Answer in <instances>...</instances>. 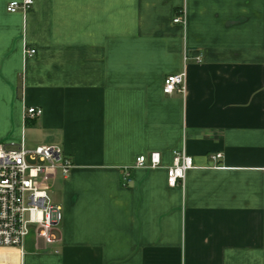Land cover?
<instances>
[{"label":"crops","instance_id":"1","mask_svg":"<svg viewBox=\"0 0 264 264\" xmlns=\"http://www.w3.org/2000/svg\"><path fill=\"white\" fill-rule=\"evenodd\" d=\"M23 1L0 0V143L57 146L74 169L42 180L63 214L60 253L32 236L0 264H264V0L8 12ZM183 72L186 92L165 94ZM28 107L43 116L26 121ZM181 150L195 167L170 187ZM154 152L162 168H132Z\"/></svg>","mask_w":264,"mask_h":264},{"label":"built area","instance_id":"2","mask_svg":"<svg viewBox=\"0 0 264 264\" xmlns=\"http://www.w3.org/2000/svg\"><path fill=\"white\" fill-rule=\"evenodd\" d=\"M33 5L34 0L12 2L7 10L9 13L27 12ZM174 23L186 26V15L176 17ZM27 53L32 57L36 51ZM186 79V72L167 77L165 94L185 93ZM43 114L42 109L28 107L25 119L36 120ZM221 159L222 155L213 157L214 161ZM162 167L161 154L154 152L139 156L132 168L154 170ZM194 167L193 158L185 150L176 151L172 165L167 168L169 186L184 187L187 174ZM73 169L70 158L57 146L29 148L24 137L18 142L0 143V248L24 251L27 240L34 236L52 252L60 253L62 241L58 233L63 214L61 208L54 205L42 180L51 170H59L68 177ZM124 180L126 184L131 183L129 172Z\"/></svg>","mask_w":264,"mask_h":264}]
</instances>
